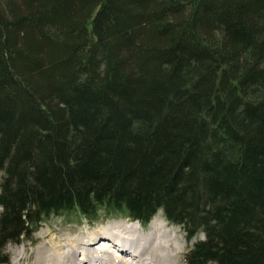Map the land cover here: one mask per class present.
Returning a JSON list of instances; mask_svg holds the SVG:
<instances>
[{
    "label": "trees",
    "instance_id": "obj_1",
    "mask_svg": "<svg viewBox=\"0 0 264 264\" xmlns=\"http://www.w3.org/2000/svg\"><path fill=\"white\" fill-rule=\"evenodd\" d=\"M100 210L264 264V0H0V264Z\"/></svg>",
    "mask_w": 264,
    "mask_h": 264
},
{
    "label": "bare ground",
    "instance_id": "obj_2",
    "mask_svg": "<svg viewBox=\"0 0 264 264\" xmlns=\"http://www.w3.org/2000/svg\"><path fill=\"white\" fill-rule=\"evenodd\" d=\"M141 227L139 222L122 221L87 233L71 232L38 247L26 264H176L180 247L167 225L154 218L146 232ZM122 247L132 251L116 255L114 248ZM22 258L19 255L13 264H22Z\"/></svg>",
    "mask_w": 264,
    "mask_h": 264
},
{
    "label": "rangeland",
    "instance_id": "obj_3",
    "mask_svg": "<svg viewBox=\"0 0 264 264\" xmlns=\"http://www.w3.org/2000/svg\"><path fill=\"white\" fill-rule=\"evenodd\" d=\"M105 212L103 210L99 211L98 217L93 219H85L79 215H55L51 216L49 219L45 220L37 231L32 233L28 239H24L21 244L10 243L6 248V264H13V260L19 258L21 255L23 258L20 260L22 264L30 262L31 257L36 254V250L41 245H47L51 240H61L63 236L70 234L71 232L76 233H87L88 229H94L103 227L106 225H116L118 222L128 221L133 222L129 217L125 215L112 214L109 217H104ZM156 218L159 221L167 225L166 229L170 231L172 235L176 238V242L180 247L179 251H175L176 264H186L185 253L191 246V242H188L183 229L177 225L170 223L159 211L152 220ZM151 220V221H152ZM146 224V230L150 228V223ZM100 243V242H99Z\"/></svg>",
    "mask_w": 264,
    "mask_h": 264
}]
</instances>
